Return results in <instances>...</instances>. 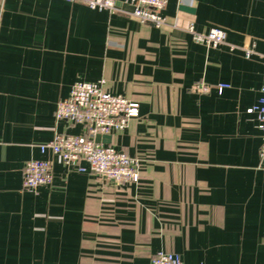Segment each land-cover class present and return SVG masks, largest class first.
<instances>
[{
    "label": "crops",
    "instance_id": "crops-1",
    "mask_svg": "<svg viewBox=\"0 0 264 264\" xmlns=\"http://www.w3.org/2000/svg\"><path fill=\"white\" fill-rule=\"evenodd\" d=\"M115 4L0 0V264H149L158 251L264 264L261 138L246 112L264 75V0H166L161 28ZM190 23L222 28L225 43H196ZM100 79L138 103L108 143L139 161L135 184L68 171L40 150L55 132L82 133L55 121L56 104L74 82ZM199 80L208 93L192 89ZM31 159L52 161L51 185L23 188Z\"/></svg>",
    "mask_w": 264,
    "mask_h": 264
},
{
    "label": "built area",
    "instance_id": "built-area-1",
    "mask_svg": "<svg viewBox=\"0 0 264 264\" xmlns=\"http://www.w3.org/2000/svg\"><path fill=\"white\" fill-rule=\"evenodd\" d=\"M81 2L91 9L117 11L115 0H66ZM132 6L131 16L140 22H149L161 28L168 24L161 14L166 0H123ZM2 11V8H0ZM176 27V24H172ZM196 43L217 48L225 43V32L222 28L213 26L205 32L197 31L193 23L186 27ZM233 47V46H230ZM253 53L252 48L244 49L248 58ZM104 79L96 82L76 81L71 86L69 95L59 100L54 111L55 121H65L78 124L81 134H64L55 132L52 139L40 144L41 152L50 150L59 158L60 163L68 171L87 173L99 181L112 182L117 187L135 184L139 181V161L112 145L96 142V135L113 134L127 128L131 119L139 115L138 103L121 95H114L105 90ZM227 83H218L214 88L221 93L228 88ZM192 89L205 94L211 86L203 80L196 81ZM254 116L256 128L260 132L258 168L264 170V75L260 87V97L256 105L246 109ZM87 164V167L84 166ZM53 163L50 160L31 159L23 167L22 186L35 191L39 186L51 185ZM149 264H184L179 254L169 251H158L150 258Z\"/></svg>",
    "mask_w": 264,
    "mask_h": 264
},
{
    "label": "water",
    "instance_id": "water-1",
    "mask_svg": "<svg viewBox=\"0 0 264 264\" xmlns=\"http://www.w3.org/2000/svg\"><path fill=\"white\" fill-rule=\"evenodd\" d=\"M182 9H185V10H190V8H187L186 6H181ZM94 140L96 142H102V143H109L110 142V135L109 134H104V135H96L94 137Z\"/></svg>",
    "mask_w": 264,
    "mask_h": 264
}]
</instances>
